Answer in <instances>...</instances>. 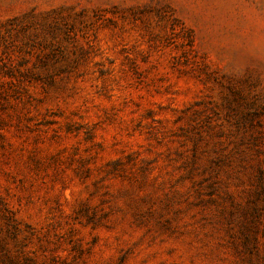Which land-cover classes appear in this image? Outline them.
Here are the masks:
<instances>
[{"label":"rangeland","instance_id":"374dc122","mask_svg":"<svg viewBox=\"0 0 264 264\" xmlns=\"http://www.w3.org/2000/svg\"><path fill=\"white\" fill-rule=\"evenodd\" d=\"M0 264H264V0H0Z\"/></svg>","mask_w":264,"mask_h":264}]
</instances>
